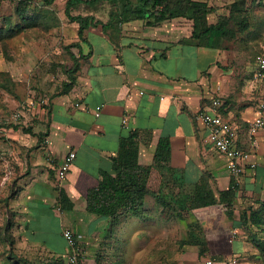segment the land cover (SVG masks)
I'll return each instance as SVG.
<instances>
[{
	"label": "crops",
	"instance_id": "1",
	"mask_svg": "<svg viewBox=\"0 0 264 264\" xmlns=\"http://www.w3.org/2000/svg\"><path fill=\"white\" fill-rule=\"evenodd\" d=\"M58 1L65 10L69 0L53 4ZM101 3L84 13L78 10L85 5L76 6L77 13L72 14L94 16L107 23L111 5ZM71 23L78 44L72 54L80 69L74 87L67 94L53 96L40 116L42 124L48 121L47 126L32 138L34 147L25 164L26 173L11 199L12 245L0 241V255L17 264H67L69 247L62 233L71 229L90 264H115L107 238L129 226L134 240L125 255L136 259V250L146 249L144 260L135 261L153 264L155 245L165 248L170 239L168 233L159 234L166 230L152 220L164 214L166 200H183L187 190L201 184L208 185L216 197L235 187L226 158L210 145L208 131L196 118L219 99V114L235 125L239 146L251 154L256 167L246 166L230 207L225 203L194 210L210 256L199 257L198 245L188 247L197 249L196 260L201 259V264L206 257L228 260L251 250L257 252L256 257L245 258L246 264L263 261L256 243L264 242V230L247 227L249 223L245 225L243 219L241 222L244 214L264 209V130L253 138L248 133V124L264 101L261 85L254 82L256 63L230 84L223 69L225 52L196 46L191 39L192 24L182 19L155 26L133 20L108 32L99 25L85 32V40L79 39L78 23ZM101 105L97 118L94 109ZM161 139L169 141L171 156L168 163L157 164L154 156ZM70 152L76 153V159L59 185L57 169ZM129 161L151 167L143 217L135 218L131 212L120 228L111 232L109 219L88 210L87 197L97 189L104 173H114L118 164ZM219 221L224 227L221 238L207 230ZM233 231L238 232L235 238ZM175 235L172 243L185 240V236L176 240ZM139 237H145V242ZM220 240L228 245L225 252L213 250ZM161 255L163 258L162 251ZM129 258L125 264L134 262ZM215 264L224 263L216 260Z\"/></svg>",
	"mask_w": 264,
	"mask_h": 264
},
{
	"label": "rangeland",
	"instance_id": "2",
	"mask_svg": "<svg viewBox=\"0 0 264 264\" xmlns=\"http://www.w3.org/2000/svg\"><path fill=\"white\" fill-rule=\"evenodd\" d=\"M21 1L0 0V241L4 240L5 235L9 237L11 234L8 233L9 229L6 230L9 228V220L14 218L11 199L18 193L19 181L26 173L25 164L34 147L32 138L36 137L40 129L47 126L48 121L45 120L42 124L40 116L48 109V101L64 91V85L69 81L68 73L74 63L72 50L77 48L73 46L77 44L74 40L75 30L65 15L63 4L58 1L56 4L48 5L47 0H31L22 6ZM202 1L207 2L212 8L209 16L211 23H216L222 17L237 15L233 14L236 13L234 12L236 8L243 11L239 17L245 16L248 19L249 24L245 30L231 22L229 26L231 33L223 42L226 57L223 58L225 59L223 69L227 71L229 82L232 84L237 81V77H242L247 70L255 67L256 56L264 50V0ZM100 5L103 3L98 4ZM79 8L78 12L84 13L89 7ZM24 9L25 21L30 22L37 17L33 26L20 19V13ZM108 9L110 16L113 7ZM75 12L77 13L73 11L74 14ZM25 130L30 132L26 133ZM194 190H187L183 200H166L164 214L152 217L159 229L166 230L165 233L159 234L170 235L167 247L155 245L153 248V264H201V259L196 260L197 249L191 250L188 247L193 245L200 246L199 257L210 256L209 248L205 246L203 231L193 215ZM242 219L244 220L243 216L241 222ZM247 227L250 228L252 225L247 224ZM207 230L217 234L219 238L224 237L221 221L214 223L213 227H207ZM174 233L178 234L174 239L179 240L185 236V240L172 243L170 240ZM254 234L257 236V231ZM138 239L143 242L146 240L145 237ZM107 240L111 242V258L115 264H125V259L129 258L125 253L132 250L130 247L134 240L132 230L125 226L117 234L109 235ZM216 244L218 247H213L214 251L228 250V245L222 244L221 240ZM2 251L0 247V253ZM145 251L146 249L140 248L136 250V259L134 256L133 259L129 258L130 262L134 261L131 264H144L135 260H144ZM256 253L251 250L246 253L247 255L235 254L236 257L228 260H223L220 256L213 259L215 262L222 260L224 264H233V260L238 264H246L245 258L250 256L253 259ZM259 253L264 257V251ZM0 264L17 263L1 254ZM249 264H264V260L258 262L255 259Z\"/></svg>",
	"mask_w": 264,
	"mask_h": 264
},
{
	"label": "trees",
	"instance_id": "3",
	"mask_svg": "<svg viewBox=\"0 0 264 264\" xmlns=\"http://www.w3.org/2000/svg\"><path fill=\"white\" fill-rule=\"evenodd\" d=\"M30 1L22 0L20 3L24 6ZM54 1L47 0L46 3L52 5ZM101 2H108L113 7L107 23L96 20L94 16H75L72 14L76 6L85 5L90 7ZM64 11L70 22L78 23L80 40H85L84 35L87 30L99 25L102 26L104 32H108L109 29H113L119 24L133 20H142L149 26H155L166 21L182 19L192 24L191 39L196 43V46L215 50H223V42L231 33L229 29L231 22L236 26L238 24L241 30H245L249 24L245 16L239 17V14L243 12L240 8H236L234 11L236 13H233L237 15L229 18L222 17L216 23H211L209 16L212 8L202 0H69ZM24 12L25 9L20 13V19L24 20V23L33 26L37 17L27 22L23 17ZM73 46H78V44ZM72 58L74 65L68 73L69 81L65 83V89L61 94H67L74 87L80 69L79 60L75 56H72ZM24 132L29 133L30 131L25 130ZM170 156L169 141L161 139L154 156L155 163H168ZM129 162L131 163L118 164L114 173H104L97 189L92 190L87 197L88 210L109 219L111 232L118 230L124 220L129 218L131 212L134 213L135 218L142 217L143 214L144 198L147 194V183L151 174V167H142L132 161ZM234 188L220 192L216 197L208 185L196 186L192 208L197 210L214 207L221 203H226V206L230 207L235 198ZM262 211H251L250 215L244 214V222L264 230ZM8 225L9 228L6 230L9 229V233L14 226L13 219L9 220ZM4 240L12 245L11 234L9 237L5 235ZM256 247L259 251H264V242L261 244L257 242Z\"/></svg>",
	"mask_w": 264,
	"mask_h": 264
},
{
	"label": "built area",
	"instance_id": "4",
	"mask_svg": "<svg viewBox=\"0 0 264 264\" xmlns=\"http://www.w3.org/2000/svg\"><path fill=\"white\" fill-rule=\"evenodd\" d=\"M19 1V0H16ZM256 71L254 73V82L260 84L264 92V50L255 58ZM143 94V93H141ZM80 104H76L79 107ZM222 102L215 99L210 109L203 111L197 115V119L202 122L208 131V142L210 145L227 160L228 171L233 178L235 188L238 186L242 174L246 166L255 168L256 164L251 162V154L239 146V135L235 125L226 121L221 117L218 110L221 108ZM104 105L94 109L95 117H100ZM19 116V115H18ZM17 116V118H19ZM264 130V101L259 103L256 117L248 124V133L251 138L256 136L260 131ZM76 159V153H68L61 161L57 169V177L59 185L66 178L73 162ZM238 232L233 231L232 236L235 238ZM69 247L67 255V264H90L88 257L79 244L78 238L71 229H64L62 233ZM202 264H215L211 257H206ZM233 264H238L233 260Z\"/></svg>",
	"mask_w": 264,
	"mask_h": 264
}]
</instances>
